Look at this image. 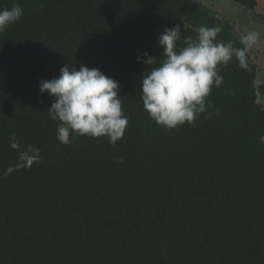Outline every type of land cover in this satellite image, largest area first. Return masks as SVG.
Segmentation results:
<instances>
[{
  "label": "trees",
  "instance_id": "1",
  "mask_svg": "<svg viewBox=\"0 0 264 264\" xmlns=\"http://www.w3.org/2000/svg\"><path fill=\"white\" fill-rule=\"evenodd\" d=\"M13 4L23 16L0 32V264H264V104L251 54L250 71L218 66L223 84L191 125L158 126L140 98L148 66L137 53L159 66L166 28L180 25L183 39L220 26L217 40L240 48L234 25L199 0H0V10ZM64 65L119 83L128 125L116 145L57 140L55 98L39 83ZM13 135L41 163L4 177L18 159Z\"/></svg>",
  "mask_w": 264,
  "mask_h": 264
},
{
  "label": "clouds",
  "instance_id": "2",
  "mask_svg": "<svg viewBox=\"0 0 264 264\" xmlns=\"http://www.w3.org/2000/svg\"><path fill=\"white\" fill-rule=\"evenodd\" d=\"M22 16L23 10L18 4L0 10V32ZM196 31L195 38L182 39L181 26L175 25L159 34L158 46L164 57L159 66L150 68L157 58L148 52L137 53V62L148 66L140 85L143 107L158 126L168 130L185 123L191 125L212 107L206 98L213 87L218 89L223 84L218 66L227 67L235 59L239 68L250 71L248 52L261 39L260 33L250 31L240 37L243 47L236 48L232 41L217 40L222 31L220 26H200ZM181 40L184 47L177 50V42ZM119 88L113 78L83 65L78 70H70L64 65L58 78L40 81V94L47 93L55 98L48 111L53 121L60 122L56 137L60 144L69 145L70 137L87 136L93 139L106 137L109 144L116 145L128 125ZM10 147L18 153V159L4 171V177L41 163L40 149L23 146L15 135L10 138ZM113 159L121 162L116 157Z\"/></svg>",
  "mask_w": 264,
  "mask_h": 264
},
{
  "label": "rangeland",
  "instance_id": "3",
  "mask_svg": "<svg viewBox=\"0 0 264 264\" xmlns=\"http://www.w3.org/2000/svg\"><path fill=\"white\" fill-rule=\"evenodd\" d=\"M202 4L211 7L218 14V18L224 22H231L237 32L242 36L250 31L260 33V43L249 50L253 61L256 63L260 76L264 78V0H258L259 4L255 11L236 4L232 0H199ZM260 81V82H259ZM257 80L258 101L264 104V81Z\"/></svg>",
  "mask_w": 264,
  "mask_h": 264
},
{
  "label": "crops",
  "instance_id": "4",
  "mask_svg": "<svg viewBox=\"0 0 264 264\" xmlns=\"http://www.w3.org/2000/svg\"><path fill=\"white\" fill-rule=\"evenodd\" d=\"M259 73H260V72H258V74H257L256 85H257V80L259 81V78H261V80H262L261 82L264 81V78H262L263 76H260ZM259 82H260V81H259ZM257 87H258V85H257Z\"/></svg>",
  "mask_w": 264,
  "mask_h": 264
}]
</instances>
